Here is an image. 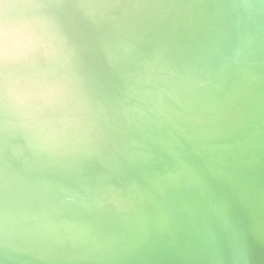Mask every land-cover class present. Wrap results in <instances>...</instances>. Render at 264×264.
I'll return each mask as SVG.
<instances>
[{
    "label": "bare ground",
    "instance_id": "1",
    "mask_svg": "<svg viewBox=\"0 0 264 264\" xmlns=\"http://www.w3.org/2000/svg\"><path fill=\"white\" fill-rule=\"evenodd\" d=\"M82 2L49 0L67 35L94 52V64L102 71L113 65L105 74L114 92L105 85L95 106L94 86L84 87L91 97L84 105L89 135L66 155L75 162L85 157L90 126L98 124L103 168L87 187L67 181L80 192V221L105 249L148 228L138 248L108 263L264 264V0H103L107 7L87 14ZM81 68L71 59L69 74L84 79ZM93 74L100 88L101 75ZM127 115L132 125L145 126L142 135L157 139L152 160L137 143L136 159L153 163L144 180L132 181L126 172L136 147ZM117 207L128 209L132 227L118 226V237L110 239L106 220ZM25 261L43 264L0 246V264Z\"/></svg>",
    "mask_w": 264,
    "mask_h": 264
},
{
    "label": "water",
    "instance_id": "2",
    "mask_svg": "<svg viewBox=\"0 0 264 264\" xmlns=\"http://www.w3.org/2000/svg\"><path fill=\"white\" fill-rule=\"evenodd\" d=\"M58 5L62 7L61 2H58ZM59 26L66 38L71 59L78 60L82 67L81 70L84 71H82L84 79L79 75L70 74L80 90L83 103L86 105L85 102L90 101L91 98L89 95L88 97L84 96V87L90 90V86H94L93 91L91 90L93 102L95 106H98L99 92L103 94L105 85L108 83L111 85L106 74H111L113 65L107 71H102L98 64H94V52L90 51L77 37L68 36V29L61 24ZM75 27H77V32L81 31L77 24ZM116 57L118 58V56ZM93 70H97L101 75L98 81L101 83L100 88L97 85ZM107 87V91L113 94L114 91L111 92L110 90L111 86L107 85ZM150 107L153 108V106ZM132 109L133 107L129 108L127 112L129 113ZM86 113L88 118L90 112ZM131 117L126 118L125 126L130 131L129 134L133 137V144L136 147L132 146L133 153L130 154L131 161H129L126 172L132 181L144 180L145 171L152 167L153 165L150 164L153 163L148 166L146 160L138 161L136 159L135 155L141 154V150L139 151L137 148V143L140 147L142 146V149L149 148L148 152L152 160L153 153L158 150L156 148L157 139L154 137L152 140L149 134L142 135V128L145 126L138 122L132 125ZM96 122L98 123L97 119ZM160 122L162 119L158 120V123ZM98 126L95 123L90 126L89 131L93 137H90L91 142L87 145L86 156L75 162L76 157L73 156H53L36 151L23 135L12 128L8 117L0 113V241H2L0 246L12 250L15 254L27 255L28 259L34 258L43 264H105L118 262L120 259L117 258H121L127 252H132L142 244L146 238L148 229H145L146 226L140 229L137 235L135 234L136 236L133 235L123 240L119 238L112 240L115 244L111 248L105 249L102 239L92 238V233L88 231L85 223L80 221L78 213L79 200H81L80 192L67 180L82 183L83 186L87 187V184L94 179L96 172L103 168L100 158V152L103 151V140L98 133ZM159 127L160 124L155 125V136L160 130ZM168 142L172 143L171 140ZM168 151L173 153L174 158L173 149L169 147ZM113 159L114 162L118 157H113ZM66 161L73 164L67 166L69 163ZM172 174L169 178H172ZM105 177L107 178L108 175ZM20 182L29 183L34 189L36 197L44 201V204L39 206L38 211L29 210L36 208L32 205L19 211L14 205V187ZM155 183L156 180L152 185ZM120 185L123 187L132 186L131 183L124 182H121ZM180 189L181 186L177 187L176 192ZM115 203H120V199H117ZM97 211L100 219L103 220L105 211L102 208L97 209ZM52 212L56 214H52ZM129 218L128 209L117 207L112 219L106 220L107 237L110 239L118 237L120 232L117 227L128 225ZM45 219L48 220V223ZM120 220L122 222H119ZM167 220L168 218H165L161 223H157L160 230H164L163 225ZM129 226L132 227L130 224ZM261 234L263 235V232ZM26 262L28 261H25V264H27Z\"/></svg>",
    "mask_w": 264,
    "mask_h": 264
},
{
    "label": "clouds",
    "instance_id": "3",
    "mask_svg": "<svg viewBox=\"0 0 264 264\" xmlns=\"http://www.w3.org/2000/svg\"><path fill=\"white\" fill-rule=\"evenodd\" d=\"M103 0H83L85 13ZM49 0H0V113L38 152L78 151L87 113L69 74L71 52Z\"/></svg>",
    "mask_w": 264,
    "mask_h": 264
},
{
    "label": "rangeland",
    "instance_id": "4",
    "mask_svg": "<svg viewBox=\"0 0 264 264\" xmlns=\"http://www.w3.org/2000/svg\"><path fill=\"white\" fill-rule=\"evenodd\" d=\"M21 184H22V186H21ZM17 186H18V187H16V186H15V187L17 188L18 191L16 190V191H14V193H17V192L19 193V192H21L22 194L20 193V195H19L20 197H22V195H24V196L26 197V199H27V196H31L32 198L34 197V196H32V195H35V196H36V194H34V193H33L32 195H30V193H31L32 191L34 192V189L32 188L33 190H32V189H31L32 191L30 190V186H31V185H30L29 183L27 184V183H25V182H23V183L21 182V183L17 184ZM15 187H14V189H15ZM19 190H20V191H19ZM29 191H31V192H29ZM28 192H29V195H27ZM18 193H17V195H18ZM24 193H25V194H24ZM15 195H16V194H15ZM17 195H16L17 198L14 199V205H15L17 208L19 207L18 210L20 209V207H26L27 205H34V206H36V209L33 208L34 211H35V210L38 211L39 209H37V208L39 207V205H40V204H42V205L44 204V201H43V200H42L43 202H42V201H36V198H37V197H36V198H33V199H35V200H32L31 197H28V199H31V200L33 201V202H32L33 204H30V202H31L30 200H29L30 202L28 201L29 203L26 202V203H28V204H26V203H25V200H26V199L23 197L25 200H24V202H21V201H23V198L20 199V197L17 196ZM18 197H19V198H18ZM16 199H18V200H16ZM28 199H27V200H28ZM15 200L17 201V203H15V202H16ZM19 200H20V201H19ZM27 200H26V201H27ZM37 200H39V199L37 198ZM40 200H41V199H40ZM35 201H36V202H39V203H34ZM19 202H20L23 206H22V205L19 206L20 204L17 205ZM25 204H26V205H25ZM42 205H40V206H42ZM28 207H30V206H28ZM24 209H25V208H24ZM33 209L31 208L30 210L33 211ZM20 210H21V209H20ZM20 210H19V211H20ZM22 210H23V208H22ZM32 211H31V212H32ZM52 214H54V213L52 212ZM55 214H56V213H55ZM46 220H47V219H46ZM47 222H48V220H47ZM47 222H46V223H47Z\"/></svg>",
    "mask_w": 264,
    "mask_h": 264
}]
</instances>
